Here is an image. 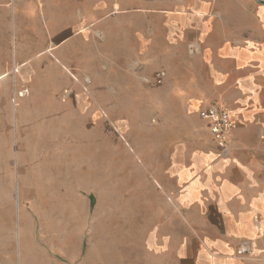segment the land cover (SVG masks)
<instances>
[{
  "label": "crops",
  "instance_id": "1",
  "mask_svg": "<svg viewBox=\"0 0 264 264\" xmlns=\"http://www.w3.org/2000/svg\"><path fill=\"white\" fill-rule=\"evenodd\" d=\"M261 1L97 0L89 6L86 0H77L86 14L100 16L108 9L123 20L114 27L116 48L140 49L137 55L116 53L111 62L117 68L130 65L125 82L100 87L110 96L125 93L133 98L131 126L148 132L151 147L144 158L157 161L158 167V200L148 197L143 202L150 227L147 243L126 264H264ZM5 9V0H0V12ZM65 43L42 44L51 63L53 51ZM156 46L163 53L151 55L150 48ZM15 47L13 40L0 38V130L4 131L12 120L20 122L23 111L37 116L34 94L12 102L20 84L19 64L36 76L33 64L38 58L28 51L23 58ZM93 59L100 64V55ZM139 63L142 71L132 70ZM86 70L81 66L80 79ZM89 74L91 94H98L97 77ZM121 74L110 73L116 78ZM53 95L51 90L52 99ZM213 105L226 107L232 121L224 149L212 131ZM5 248L1 237L0 264H6Z\"/></svg>",
  "mask_w": 264,
  "mask_h": 264
},
{
  "label": "rangeland",
  "instance_id": "2",
  "mask_svg": "<svg viewBox=\"0 0 264 264\" xmlns=\"http://www.w3.org/2000/svg\"><path fill=\"white\" fill-rule=\"evenodd\" d=\"M86 2L93 6L97 0ZM5 4L0 38L13 40L23 58L27 51L38 55L36 76L19 64L20 84L12 94L13 104L34 94L37 116L23 111L20 122L12 120L7 131L0 130V238H5L6 264H126L147 243L143 202L158 200V167L145 159L148 132L131 126L133 98L110 96L100 87L125 82L130 65L120 69L111 61L140 49L116 48L114 27L123 20L108 9L100 16L86 14L77 0ZM45 41H66L53 51V63L42 47ZM161 53L150 48L151 55ZM94 55H100V64ZM81 66L90 71L83 80ZM141 68L134 64L132 70ZM93 72L98 94H91ZM115 72L123 74L110 75Z\"/></svg>",
  "mask_w": 264,
  "mask_h": 264
},
{
  "label": "built area",
  "instance_id": "3",
  "mask_svg": "<svg viewBox=\"0 0 264 264\" xmlns=\"http://www.w3.org/2000/svg\"><path fill=\"white\" fill-rule=\"evenodd\" d=\"M24 93H29V89L26 86H22ZM209 115L212 120V131L216 136L217 142L221 148H226L229 144V136L231 133L232 121L229 111L226 107L220 105H213L209 109Z\"/></svg>",
  "mask_w": 264,
  "mask_h": 264
},
{
  "label": "water",
  "instance_id": "4",
  "mask_svg": "<svg viewBox=\"0 0 264 264\" xmlns=\"http://www.w3.org/2000/svg\"><path fill=\"white\" fill-rule=\"evenodd\" d=\"M260 1V0H259Z\"/></svg>",
  "mask_w": 264,
  "mask_h": 264
}]
</instances>
